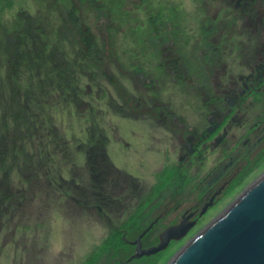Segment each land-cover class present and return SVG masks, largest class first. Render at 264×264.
I'll use <instances>...</instances> for the list:
<instances>
[{"label":"rangeland","instance_id":"obj_1","mask_svg":"<svg viewBox=\"0 0 264 264\" xmlns=\"http://www.w3.org/2000/svg\"><path fill=\"white\" fill-rule=\"evenodd\" d=\"M241 2L0 0V193L10 196L8 207L0 212V264H120L111 246H122V239L135 234L120 230L138 201L130 179L123 178L126 172L141 174L136 151H126L136 149L131 134L139 131L134 128L146 127L143 133L158 134L161 139H151V150L162 154L163 149L159 150L168 143L170 121L160 120L158 111L164 108L151 107L150 100L168 105L172 99L181 121L186 117L190 125L200 120L203 110L199 99L187 93L188 86L172 82L164 48L175 50L198 84L206 82L219 64L221 71L212 78L220 84L218 88L241 83V76L264 62V39L260 37H264V29L260 28L259 36L253 32L246 20L253 13ZM81 31H86L89 47L78 45L75 39L66 41L71 32ZM258 47L263 48L256 55ZM40 53L45 60L40 65L44 81L59 86L66 79L72 90L78 89V97L74 94L71 103L55 97L57 104L47 107V115L68 138L71 151L55 147L42 152L44 144L38 134L20 141L12 136L16 126H22L17 128L19 132L26 130L27 124L15 116H22L17 111L24 104L26 85L37 90V79L25 71L30 64L33 68L39 65ZM13 67L17 72L24 70L25 82L20 73L12 74ZM213 87L215 84L208 91L215 93ZM261 104L264 98L245 115L240 127L245 122L249 125ZM98 127L109 128L113 137L108 141L109 151L121 168L115 177L103 167H92L82 153ZM243 131L239 129L240 134ZM120 132L128 135L130 147L119 144ZM73 155L75 166L71 165ZM248 167L245 165L240 179L188 236L153 256L138 258L141 262L133 263L130 257L132 264H169L264 175V161L254 169ZM132 247L134 254L136 246Z\"/></svg>","mask_w":264,"mask_h":264},{"label":"flooded vegetation","instance_id":"obj_2","mask_svg":"<svg viewBox=\"0 0 264 264\" xmlns=\"http://www.w3.org/2000/svg\"><path fill=\"white\" fill-rule=\"evenodd\" d=\"M241 1L253 13L246 20L259 36L260 28L264 29V9L261 8L264 0ZM260 37L264 39L262 35ZM261 43L264 45V41ZM263 47H258L256 55ZM262 51L261 57L264 55V48ZM164 53L168 59L166 66L172 82L178 86H188L187 93L199 99L203 110L199 114L200 120L190 125L186 117L181 121L178 112L174 110L172 99L168 105L159 100H150L151 107L164 108L158 111L160 120L170 121L168 143L159 150L163 149L162 154L151 150V139H158V134L143 133L142 130L146 127L142 130L134 128L139 131L138 134H131L135 136L133 144L136 149L126 151H136V161L140 165L138 172L141 174L135 176L125 171L123 178L127 182L130 179V186L138 201L136 209L126 219L129 220H123L124 223L120 226V230L125 233L131 230L135 232L131 237L125 238L131 246H137L139 242L145 247L153 246L158 241L160 243L164 230L184 222L186 234L181 239H171L168 246L180 242L225 197L232 185L240 179L245 165L249 164L248 169H254L264 161V104H261L258 114L252 115L249 125L245 122L240 127L241 121L246 119L245 115L264 98V62L253 67L252 73L241 76V83L218 88L220 84H216L217 81L212 78L220 73L221 64L214 68V72H209L206 82L198 84L191 69L179 62L172 47H165ZM182 68L185 71L183 74ZM213 84L215 93L208 91ZM141 100L144 104L147 102L146 99H140V102ZM144 107L149 110L151 108ZM239 129H244L242 134ZM94 130L90 134V145L82 153L93 167H103L115 177L121 168L109 151L108 141L113 139L110 129L98 127ZM119 134L121 141H116L122 146L130 147L132 144L126 139L128 135L122 132ZM137 150H140L139 154ZM125 154L128 155L126 152ZM72 159L76 165L77 161Z\"/></svg>","mask_w":264,"mask_h":264},{"label":"water","instance_id":"obj_3","mask_svg":"<svg viewBox=\"0 0 264 264\" xmlns=\"http://www.w3.org/2000/svg\"><path fill=\"white\" fill-rule=\"evenodd\" d=\"M187 232L184 222L167 228L157 246L142 248L139 242L132 259L165 250L171 239ZM169 264H264V175L194 236Z\"/></svg>","mask_w":264,"mask_h":264},{"label":"trees","instance_id":"obj_4","mask_svg":"<svg viewBox=\"0 0 264 264\" xmlns=\"http://www.w3.org/2000/svg\"><path fill=\"white\" fill-rule=\"evenodd\" d=\"M79 21L80 20H78V22ZM73 27H75V24ZM41 33L43 34V32ZM85 33L86 31H81V33L77 32L76 34L71 32V36H67L66 41L73 43L75 39L78 45H81L79 43L86 44L88 39H85L86 37ZM85 46H88V43ZM41 50L42 49L40 47L36 49L37 52H40ZM17 52L18 54L21 55L22 50L19 48ZM44 53L45 51L43 52V54ZM43 54L41 53L38 54V55H41L39 65H36L33 68V66L30 64L28 67H31V68L30 69L27 68V70L25 71V73H28V74L30 73L31 76H34L33 80L37 79V90H34L31 87V84L26 85L28 91H26L24 95V104H22V106L18 105V108L21 107V109H19L20 112L17 111V113L22 114L21 116L22 119L21 117L15 116V118L19 120V122L23 120V122L27 124V127L25 128L26 130L23 131L21 129L23 133L21 131L19 132L17 128H21L22 126H16L14 127L15 134L12 132L14 134L12 136L13 138L17 137V141H20L26 135H29L28 138H32V135L38 134L39 135L38 139H40L39 142H41L40 144H44V147L40 149L42 152H46V151L48 152L50 148L53 149L55 147H62L61 149H63L64 152L68 151L69 149L71 151L70 142L67 140L68 138L65 137V135L60 134L58 127L54 122V119L49 117V115H47V107L50 106L52 102H54V105L57 104L55 102H57V99L59 98L64 99V102H67V101L69 102V100H71V97L74 94L77 96L76 92L78 89L76 88V90L75 89L72 90V86L70 82L66 81V79H64V82L63 80H61L62 82L59 84V86L57 85L56 82L54 85V84L48 83L47 81H44L42 77L41 69H40V65L45 63V60L42 61ZM54 67L55 65L53 64L52 68ZM34 70H35V73H34ZM23 71L17 72V70H15V67H13L12 74L20 73L19 78L21 77L20 79L22 80V82L23 81L25 82V79H22V76H21L24 73ZM69 90L71 91V93H68ZM55 97L57 99H55ZM17 101L19 102V99L15 100V103ZM70 105L71 104H68L67 106L69 107ZM11 114H15V112L10 113V116L12 117ZM15 122L17 121L15 120ZM6 141H8V139H6ZM71 158H74V155ZM71 165L75 166V164L73 163H71ZM9 197H10L9 195H6V194L3 195L0 193V212H2L3 209L8 207L7 200ZM128 234L130 235V232ZM122 242H123L122 246H119V247L114 246V245L111 246V248L113 247L112 248L113 252L116 253V255H118V258H116V262H120V264H132V261H130V257L133 255V247L129 245L128 242H126V240L122 239ZM133 260H135L133 263H137L139 261L141 262V260L138 258L133 259Z\"/></svg>","mask_w":264,"mask_h":264}]
</instances>
